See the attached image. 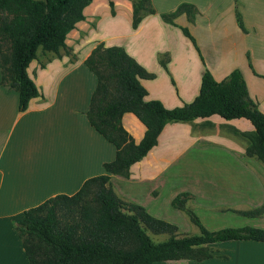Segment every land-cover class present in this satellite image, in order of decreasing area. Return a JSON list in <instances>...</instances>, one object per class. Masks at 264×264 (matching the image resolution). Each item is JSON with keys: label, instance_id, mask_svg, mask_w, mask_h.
<instances>
[{"label": "crops", "instance_id": "0c3cea01", "mask_svg": "<svg viewBox=\"0 0 264 264\" xmlns=\"http://www.w3.org/2000/svg\"><path fill=\"white\" fill-rule=\"evenodd\" d=\"M111 1L90 0L84 18L68 31L58 52L37 49L27 71L41 94L26 109H18V92L2 85L0 69V264H30L15 228L25 209L58 193H74L88 177L106 172L103 163L115 157L114 144L86 116L97 78L84 59L97 43L123 46L153 72L152 78L140 79L146 98L160 99L167 107L196 96L205 68L217 80L239 68L250 96L264 112V0H164L161 6L151 0L155 12L135 28L132 1ZM182 1L199 10L193 20L185 13L174 18L178 25L162 19L161 12L174 10ZM104 17L116 28L119 19L124 23L118 31L105 32L100 29ZM179 25L189 28L200 51ZM121 121L135 141L142 138L145 125L132 112H124ZM253 128L248 118L226 119L216 113L168 121L157 143L130 166L128 176L111 174L112 188L122 199L176 225L170 213L178 216L179 210L171 199L181 191L190 193L185 204L208 229H216L218 210L223 209L243 215H256L246 211L260 209L264 221V162L245 152L250 140L243 132ZM255 226L264 228L262 222ZM210 245L211 256L205 259L150 264H264V254L255 251L264 248L262 240Z\"/></svg>", "mask_w": 264, "mask_h": 264}, {"label": "trees", "instance_id": "16d2710c", "mask_svg": "<svg viewBox=\"0 0 264 264\" xmlns=\"http://www.w3.org/2000/svg\"><path fill=\"white\" fill-rule=\"evenodd\" d=\"M132 1V26L155 12L151 0ZM90 0H0L1 83L19 94L18 109L27 108L40 90L27 67L37 49L58 52L65 45L68 31L84 18ZM112 4V1L110 0ZM198 9L189 1L172 11L161 12L163 20L178 25L174 18L186 13L193 20ZM237 22L244 29L239 12ZM182 32L199 50L189 28ZM166 66V59L160 58ZM86 66L97 78L86 116L88 121L116 148L115 157L105 161L106 172L88 177L72 194L58 193L24 211L15 228L30 264H150L156 260L211 256L210 243L229 239L264 241V228L243 225L208 229L185 202L188 191L171 199L174 208L184 211L198 225L199 233L175 235L177 225L150 213L143 205L119 197L112 188L111 174L128 176L130 166L157 143L168 121H188L212 114L231 119L248 118L251 131H244L250 143L246 154L264 162V112L250 96L239 68L217 80L208 68L201 75L199 91L189 102L167 107L160 99L146 98L141 78H152L148 71L121 45L97 43L85 57ZM124 112H132L144 125L139 141L122 124ZM259 209L246 211L256 214ZM169 233L154 240L147 232Z\"/></svg>", "mask_w": 264, "mask_h": 264}, {"label": "rangeland", "instance_id": "374dc122", "mask_svg": "<svg viewBox=\"0 0 264 264\" xmlns=\"http://www.w3.org/2000/svg\"><path fill=\"white\" fill-rule=\"evenodd\" d=\"M161 1L164 3V0H158L156 2H158V4H160V6H161L163 4V3H161ZM151 4H152V1H151ZM198 12H199V10L197 11V13ZM182 13H184V12H182ZM236 16H237V13H236ZM103 20H104V22L101 25L102 27L100 29L105 31V32H114L113 31L114 29H115V31H118V30L121 29V25L124 23L122 18L119 19L120 22L117 24V28H116L115 25H112L114 21L112 19H110L109 17L108 18L104 17ZM198 29H203V26H199ZM229 30H231V28H229ZM244 30H245V28H244ZM196 32L198 33V31H196ZM160 58H162V57H160ZM165 58H166V56H165ZM196 67H197V64H196ZM202 70H203V68H202ZM173 89H175L174 86H173ZM203 209H204V207H201L199 209L200 212H202V214H203ZM178 210H179V212H177L176 215H178L179 217L170 213V218H174L177 221V223H178L177 229L175 231V235L181 236V235H184V234L199 233L198 225L195 224L184 211H182L180 209H178ZM174 213H176V212H174ZM195 213L199 216V214L197 212H195ZM260 214H262V212L260 213V209H259V212L256 215H246V214L243 215L242 213H239V212L234 211L232 209L218 210V215H219L220 218L218 219V223L216 225L217 226L216 229L221 228V227H225V226H243V225L255 226V224L261 223V222H262V224H264V221L260 218ZM147 232L156 241L163 240V239H165V238H167L169 236V233H153L149 229H147ZM208 246H209V248L212 251V246L210 244ZM232 248L235 249V247H232ZM255 251L257 252V254L258 253L259 254H264V248L263 249H258V250H255ZM262 256H264V255H262Z\"/></svg>", "mask_w": 264, "mask_h": 264}]
</instances>
